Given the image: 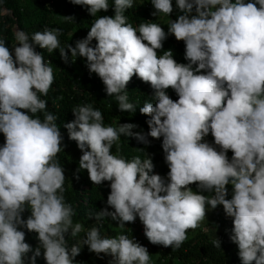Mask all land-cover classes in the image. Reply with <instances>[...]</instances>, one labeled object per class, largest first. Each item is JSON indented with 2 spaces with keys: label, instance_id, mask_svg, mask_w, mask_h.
Instances as JSON below:
<instances>
[{
  "label": "clouds",
  "instance_id": "clouds-1",
  "mask_svg": "<svg viewBox=\"0 0 264 264\" xmlns=\"http://www.w3.org/2000/svg\"><path fill=\"white\" fill-rule=\"evenodd\" d=\"M35 1L0 0V264H73L84 246L109 264H150L135 239L200 264L184 244L212 215L236 264H264V0H39L25 11ZM27 12L43 24L35 33L17 23ZM84 94L94 106H74L61 131L53 109ZM107 100L125 115L106 116ZM71 184L79 202L101 196L87 216L97 226L73 222ZM105 218L135 239L101 237ZM81 232L69 248L65 234Z\"/></svg>",
  "mask_w": 264,
  "mask_h": 264
},
{
  "label": "trees",
  "instance_id": "trees-1",
  "mask_svg": "<svg viewBox=\"0 0 264 264\" xmlns=\"http://www.w3.org/2000/svg\"><path fill=\"white\" fill-rule=\"evenodd\" d=\"M20 0H11V5H17ZM47 1V0H45ZM39 4V0H36L32 3L25 11H29L32 7ZM71 4V3H70ZM81 9L87 12L86 7H81ZM20 14L18 25H24L27 31H32L33 33L38 31V28L43 24H35V21L30 12L25 13L24 15ZM77 25L82 28V25L88 24V19L83 14H76L75 20ZM44 23V22H43ZM61 30L60 39L62 42L67 44H71L75 46V40L72 36H67L66 26H62L59 28ZM10 37V35L8 36ZM90 89L94 91V93L99 97L102 96L101 92L98 90L96 85H91ZM57 92L51 94V98H55ZM88 94H84L77 102L75 103H64L60 104L56 108L53 109L52 114L58 117L56 120L57 125L60 127V130L65 132L66 129L63 128V124L72 121L69 118L70 112L74 106L82 103H90L94 106V103L87 99ZM101 111L106 116H124V113H118L114 103L111 100H107L100 105ZM4 137L3 134L0 133V146L3 145ZM131 147H128L122 150L121 155L130 156L132 151ZM64 153L61 155V162L65 168H69L70 166L64 160ZM65 197V203L70 204L75 212V215L72 217L73 222L82 223L85 230L90 229L93 226H97L94 222V219H87L89 212H98L100 211V204L102 202V198L100 195H92L89 200L86 202H79L78 200L82 197L79 194L78 189L74 186V184L68 185L63 193ZM30 215L29 211H25L22 214V218L26 219ZM221 220L217 215H212L209 218H206V221H202L200 223V227L195 230H188L190 235L189 239L184 245L188 244L193 246L194 252L198 253V260L200 264H236V260L231 252V250L235 247V244L232 243L229 239L230 234H225V232L219 233L217 235L218 228L221 229ZM100 235L101 237L113 238L118 235H127L130 239L134 238L133 235L130 236L128 232V228H120L116 224H112L108 222V219L105 218L103 222L99 225ZM25 232V242L30 244L33 248L38 245V240L36 239L37 234L34 232H28L27 229H22ZM120 233V234H119ZM207 233H214V237L210 238ZM217 238L221 241V247L216 248L213 246V239ZM84 238V232L78 234L75 238H72L70 234H65V239L68 242L69 248L79 240ZM135 239V238H134ZM142 246H145L148 249L150 254V264H173L172 260L179 256V252L181 249H178L174 252H171V257L168 258V252H162L165 247L159 245H152L148 240H136ZM171 248V247H168ZM173 249V248H171ZM43 252V249H41ZM31 255V253H29ZM102 258L97 257L96 254L88 251L87 246H84L78 256L74 258L73 264H109L111 260L110 256H106L101 254ZM27 264V259H26ZM36 264H46L43 259V256L37 258Z\"/></svg>",
  "mask_w": 264,
  "mask_h": 264
},
{
  "label": "rangeland",
  "instance_id": "rangeland-1",
  "mask_svg": "<svg viewBox=\"0 0 264 264\" xmlns=\"http://www.w3.org/2000/svg\"><path fill=\"white\" fill-rule=\"evenodd\" d=\"M52 17H55V14H52Z\"/></svg>",
  "mask_w": 264,
  "mask_h": 264
}]
</instances>
